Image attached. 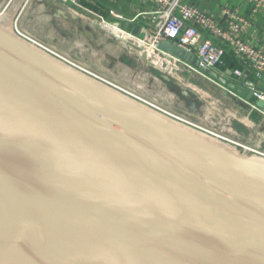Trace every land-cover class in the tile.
<instances>
[{
	"label": "water",
	"instance_id": "95a60500",
	"mask_svg": "<svg viewBox=\"0 0 264 264\" xmlns=\"http://www.w3.org/2000/svg\"><path fill=\"white\" fill-rule=\"evenodd\" d=\"M27 2L0 12V264H264V153L21 37ZM122 29L145 38L138 24ZM157 49L251 101L230 70L221 77L169 41ZM158 78L187 107L202 103Z\"/></svg>",
	"mask_w": 264,
	"mask_h": 264
},
{
	"label": "rangeland",
	"instance_id": "374dc122",
	"mask_svg": "<svg viewBox=\"0 0 264 264\" xmlns=\"http://www.w3.org/2000/svg\"><path fill=\"white\" fill-rule=\"evenodd\" d=\"M79 19H86L88 25H91V23H89L91 20L86 16L81 15ZM79 19H77V21H64L62 27L70 30V34L68 30H65V34L59 35L60 37L56 39L54 38L52 45H47L46 43L45 45L59 54L63 52L66 53L68 50L69 57L79 61L93 73L102 74V76L104 75L134 90L139 95H141V93H139L136 88H141L143 93L141 96L143 98L157 102L161 105V110L169 114L178 118H183L187 122L195 125H198L202 120L207 122V124L204 125V127L206 126L205 130L211 131L226 139L231 140V138H233L231 134L234 131H232L230 126L232 119L246 123L249 126L251 125L250 122H254L255 125L258 124V128L260 129L259 133L250 135L252 130H245L248 131V137L252 138L251 141L255 143L259 142L260 150L263 149L264 117L257 112H253L251 115L246 113L245 108L250 111L249 107L243 102H241L243 103L242 105L237 104L236 102L238 100L234 95L226 94L228 96H224L223 93L228 92L217 84L181 64L168 62L167 59L157 56L155 57L154 52L147 47L145 48L142 46L141 48H136L131 43L124 42L123 40L116 39L107 34V32L101 28V25L107 24L113 26L117 23L113 20L103 22L98 20V28L86 26L88 27L87 30H83L80 29V27L83 22L85 23V20L80 21ZM121 24L123 23H119L118 27L123 31V25ZM18 25L22 27L21 20H19ZM29 29L37 34L40 32L38 27L31 23V21ZM72 30L74 32H71ZM125 33L131 38V29H128ZM29 34L39 40L38 35H33L31 32H29ZM127 60H129L130 65H126ZM101 71L106 72V74ZM158 73H164L196 92L200 99H203V104L190 108L186 107L185 103L173 95L169 91L167 85L158 78ZM161 100L166 101L168 105L163 104ZM204 108H206L205 111L202 110ZM179 110L189 113L190 116L184 115ZM245 134H247V132Z\"/></svg>",
	"mask_w": 264,
	"mask_h": 264
},
{
	"label": "built area",
	"instance_id": "2783aa9c",
	"mask_svg": "<svg viewBox=\"0 0 264 264\" xmlns=\"http://www.w3.org/2000/svg\"><path fill=\"white\" fill-rule=\"evenodd\" d=\"M63 1H69L75 7H79L80 4L79 0ZM135 1L137 3L150 4L154 7L153 11L142 14V16H148L150 21L146 28L140 27V32L145 35V38L141 40L142 45L151 49L155 57L181 64L194 71L189 65L157 49L160 42L169 41L191 53L202 67L216 71L222 77L225 71H220L219 69L224 65L225 50L223 46L227 47L242 66V69L231 71L232 81L252 93V98L249 102L239 99L249 107L250 112H257L264 117V109L256 107V102H264V51L242 37V29L248 25L247 19L240 17L236 11L224 10L227 20L224 26H220L210 14L185 3L184 0ZM241 1L251 7L250 15L252 18L259 16L264 18V0ZM133 21L131 20L130 22L132 23ZM18 23L19 18L16 20L15 30L21 37L55 55L79 71L104 81L92 75L90 73L92 71L88 67L85 66V69H83L81 66H76L75 62L71 64L67 60L62 59L57 55L59 53L51 48L47 49L46 45L35 37L29 36L27 38L28 36L22 35L16 29ZM131 38L138 39L134 36H131ZM214 41H218L222 46H217ZM249 75H251V78L248 77ZM104 82L108 83L107 81Z\"/></svg>",
	"mask_w": 264,
	"mask_h": 264
},
{
	"label": "crops",
	"instance_id": "0c3cea01",
	"mask_svg": "<svg viewBox=\"0 0 264 264\" xmlns=\"http://www.w3.org/2000/svg\"><path fill=\"white\" fill-rule=\"evenodd\" d=\"M8 1L9 0H2L0 2V10L3 9L2 7H4ZM79 2V7H75L69 1L64 2L63 0H28L19 16L22 28L33 33V35H38L39 40L42 43L44 42V44L51 45L53 44L54 38L56 39L57 37H60L59 35L65 34V30H68L62 27L63 22L77 21V19L81 18V15L89 18L91 20L89 23L92 25H88L86 19H79L80 21L85 20V23L83 22L80 27V29L83 30H87L88 27L86 26L98 28V20H113L117 23L134 20L132 23L138 24L141 28H146L150 19L148 16H142V14L154 10L152 5L137 3L135 0H79ZM184 2L210 14L220 26H224L227 20L224 10L236 11L240 17L248 20V25L242 29V37L244 40L264 51V18L261 16L252 18L250 15L251 7L248 4H245L241 0H184ZM71 16H74L75 20H73ZM26 17L28 18L26 19ZM30 21L38 27L40 31L39 34L29 29ZM117 23L114 25L119 26V23ZM68 32L70 34V30H68ZM71 32L74 31L72 30ZM214 43L217 46H222L218 41H214ZM223 48L224 50L231 52L227 47L223 46ZM248 77L251 78V75ZM226 94L229 95V93H223L224 96H228ZM235 98L238 100L236 102L237 104L242 105L244 103L238 97L235 96ZM202 100L203 99L201 98V101ZM205 109L206 108L202 110L205 111ZM245 112L249 115L253 114V112H250L247 108H245ZM182 113L190 116L189 113L184 111ZM205 124H207V122L202 120L198 125L204 127ZM250 124L251 125L249 126L246 123L232 119L230 126L234 132L231 134L233 137L231 138V141L256 151L259 149L258 152L264 153V144L262 145L263 149L260 150L259 142L255 143L254 141H251V137H248V131L245 129L252 130L250 135L260 132L258 124L255 125L254 122H250ZM246 132L247 134H245Z\"/></svg>",
	"mask_w": 264,
	"mask_h": 264
},
{
	"label": "bare ground",
	"instance_id": "6f19581e",
	"mask_svg": "<svg viewBox=\"0 0 264 264\" xmlns=\"http://www.w3.org/2000/svg\"><path fill=\"white\" fill-rule=\"evenodd\" d=\"M3 8V7H2ZM30 10V9H29ZM2 11V9L0 10V12ZM92 26V25H91ZM101 28L104 30V31H106L107 32V34H109V35H111V36H113V37H115L116 39H119V40H123L124 42H128V43H131L134 47H136V48H141L143 45H142V43H141V40H139V39H137V40H135V39H131L130 37H129V35L128 34H126L124 31H122L118 26H116V25H114V26H110V25H107V24H103V25H101ZM16 29L22 34V35H24V36H28L27 38H29V36L30 37H34V36H31L30 34H29V32L25 29V28H22V27H18V25L16 26ZM31 39V38H30ZM83 42V41H82ZM42 45V44H41ZM52 45V44H51ZM46 48L47 49H49L50 47H47L46 46ZM67 49V48H66ZM68 52V53H67ZM67 52L65 53V52H63V53H60V54H57V55H59V57H61L62 59H65V60H67L68 62H70L71 64L73 63V62H75V65L76 66H81V67H83V69H85V66L83 65V64H81L79 61H77V60H74V59H72V57H69V51L67 50ZM81 52V51H80ZM77 57V56H76ZM75 57V58H76ZM86 64V63H85ZM88 65V64H87ZM90 66V65H89ZM102 72V71H101ZM92 75H94V76H96V77H98V78H100V79H102V80H104V81H107L108 83H110V84H112V85H114V86H116V87H118V88H120V89H122V90H124V91H126L127 93H129V94H131V95H133V96H135V97H137V98H139L140 100H142V101H145V102H147V103H149V104H151V105H153V106H155V107H157V108H159V109H161L162 107H161V105H159L157 102H155V101H149V100H146L145 98H143L141 95L143 94L142 93V91H141V88H136L137 89V91L139 92V93H141V95H139V94H137V92H135L134 90H131V89H129V88H127L126 86H123V85H121V84H119L118 82H116V81H114V80H112V79H109V78H107L106 76H102V74H95V73H92V72H90ZM106 74V73H105ZM108 75V74H107ZM109 76V75H108ZM119 81V80H118ZM135 87V86H134ZM143 87V86H142ZM148 93V92H147ZM152 96H154V95H152ZM151 96V97H152ZM161 102L162 103H167L166 101H164V100H161ZM170 105V104H169ZM160 106V107H159ZM173 111V110H172ZM179 116V115H178ZM183 116V115H182ZM179 119H181V120H183V121H186L185 119H183V118H179ZM196 126H198V125H196ZM214 126V125H213ZM198 127H200L201 129H203V130H205L206 128L205 127H203V126H198ZM206 131H208V130H206ZM209 133H211V132H209ZM213 134V133H212ZM216 135H218V134H216ZM219 136V135H218ZM222 137V136H221ZM252 148V147H251ZM256 151V150H255Z\"/></svg>",
	"mask_w": 264,
	"mask_h": 264
},
{
	"label": "trees",
	"instance_id": "16d2710c",
	"mask_svg": "<svg viewBox=\"0 0 264 264\" xmlns=\"http://www.w3.org/2000/svg\"><path fill=\"white\" fill-rule=\"evenodd\" d=\"M223 62L224 65L219 69L220 71H233L234 69H242V66L238 63L237 59L228 50H225Z\"/></svg>",
	"mask_w": 264,
	"mask_h": 264
}]
</instances>
